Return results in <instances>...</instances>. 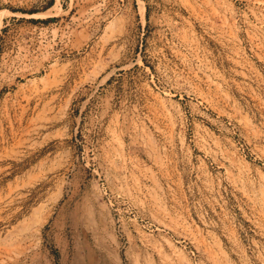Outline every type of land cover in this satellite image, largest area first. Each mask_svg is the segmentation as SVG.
<instances>
[{
	"label": "rangeland",
	"instance_id": "rangeland-1",
	"mask_svg": "<svg viewBox=\"0 0 264 264\" xmlns=\"http://www.w3.org/2000/svg\"><path fill=\"white\" fill-rule=\"evenodd\" d=\"M0 264H264V0H0Z\"/></svg>",
	"mask_w": 264,
	"mask_h": 264
}]
</instances>
